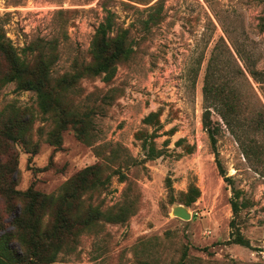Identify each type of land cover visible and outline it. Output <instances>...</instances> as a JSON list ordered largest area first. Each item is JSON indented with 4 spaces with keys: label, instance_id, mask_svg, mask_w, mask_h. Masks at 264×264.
<instances>
[{
    "label": "rangeland",
    "instance_id": "rangeland-1",
    "mask_svg": "<svg viewBox=\"0 0 264 264\" xmlns=\"http://www.w3.org/2000/svg\"><path fill=\"white\" fill-rule=\"evenodd\" d=\"M107 10L113 13L110 35L126 30L132 52L110 80L83 77L65 95L70 109L90 113L86 136L68 126L61 143L52 144L53 121L39 110L36 94L2 85L0 111L24 108L32 123L28 142L0 139V173L17 190L32 186L55 194L78 171L99 163L110 180L89 191L87 202L104 208L135 201L126 222L79 234L72 252L58 255L62 264H264V134L252 128L264 106V84L237 53L251 55L264 70V0H0V30L17 48L51 41L56 80L91 61L90 43ZM150 14L156 18L149 20ZM221 52L224 71L233 69L234 58L244 76L223 71L213 85L230 77L237 82L243 125L236 136L208 108L216 157L202 122L208 105L202 86L207 62ZM149 145L155 156H148ZM190 185L199 196L185 205ZM179 204L190 219L172 214ZM12 214L0 201V234L11 229ZM232 219L249 246L228 241Z\"/></svg>",
    "mask_w": 264,
    "mask_h": 264
},
{
    "label": "trees",
    "instance_id": "trees-1",
    "mask_svg": "<svg viewBox=\"0 0 264 264\" xmlns=\"http://www.w3.org/2000/svg\"><path fill=\"white\" fill-rule=\"evenodd\" d=\"M153 14L149 20H153ZM113 13L107 10L104 20L97 26L90 43L91 61L77 71L62 75L54 80L50 76V66L54 60V47L51 41L37 40L22 48H17L0 30V86L14 83L16 91H33L37 105L43 114L50 115L53 127L48 132L49 140L54 145L61 143V132L71 126L76 135L83 138L90 124L89 112L83 114L70 109L65 102V95L83 77L102 76L104 81L110 80L115 72L116 64L130 56L132 48L127 40V31L121 30L114 35ZM227 52L228 49L226 50ZM245 70L259 83L264 84V70L257 69L251 61V55L237 50ZM230 55V52H229ZM230 59V58H229ZM224 60V61H223ZM233 69L227 70L228 63L222 52L214 54L207 62L204 84V98L208 105L203 114V125L207 131L211 146L215 149V133L209 118V107L221 116L232 133L237 136L236 128H241V105L237 82L218 83L221 73L244 76L240 65L231 58ZM228 86V90L224 87ZM32 117L28 110L15 105L0 111V139L7 141L21 140L28 142ZM253 130L264 134V106L253 120ZM146 142V141H145ZM143 148L146 147L144 143ZM148 156H155L154 148L149 145ZM217 166L225 176L218 160ZM110 175L102 177V166L95 163L86 166L74 176L64 181L55 194H45L29 186L25 190H17L12 181L0 173V201L6 212H12L9 221L11 229L0 234V264H62L58 260L60 253L69 254L76 237L84 232L99 228L104 223H124L135 212L136 203L127 198L113 205L101 207L100 204L87 202L85 195L89 191L106 188ZM229 181V177H224ZM185 205H189L199 196V189L190 185L186 192ZM19 205V206H18ZM18 206V207H17ZM17 207V208H16ZM233 214H237L239 205L231 202ZM16 209H18L16 211ZM5 222V221H4ZM229 242L249 246L238 227L231 220ZM3 222L0 217V230Z\"/></svg>",
    "mask_w": 264,
    "mask_h": 264
},
{
    "label": "water",
    "instance_id": "water-1",
    "mask_svg": "<svg viewBox=\"0 0 264 264\" xmlns=\"http://www.w3.org/2000/svg\"><path fill=\"white\" fill-rule=\"evenodd\" d=\"M172 214L184 220L190 219V213L187 208L180 204L172 207Z\"/></svg>",
    "mask_w": 264,
    "mask_h": 264
}]
</instances>
